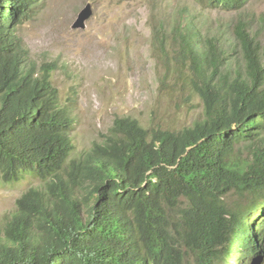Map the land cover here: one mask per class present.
<instances>
[{
	"label": "trees",
	"instance_id": "1",
	"mask_svg": "<svg viewBox=\"0 0 264 264\" xmlns=\"http://www.w3.org/2000/svg\"><path fill=\"white\" fill-rule=\"evenodd\" d=\"M191 1L223 11L246 2ZM39 2L0 0V184L38 181L0 226V264L264 258V227L253 233L264 224V46L248 31L252 23L233 28L241 57L233 70L216 37L199 43L187 27L176 35L200 120L172 132L118 118L100 143L71 159L72 105L52 85L56 66L37 67L17 35ZM159 36L155 30L163 53Z\"/></svg>",
	"mask_w": 264,
	"mask_h": 264
},
{
	"label": "rangeland",
	"instance_id": "2",
	"mask_svg": "<svg viewBox=\"0 0 264 264\" xmlns=\"http://www.w3.org/2000/svg\"><path fill=\"white\" fill-rule=\"evenodd\" d=\"M87 4L92 15L85 29L72 30ZM36 9L33 18L18 26L17 35L37 67L56 66L52 85L61 103L72 105L71 159L100 143L101 133L107 134L118 118L172 132L201 119L202 102L176 58L180 49L174 40L184 27L199 43L216 37L231 70L241 61L239 51L232 50L237 22L252 23L248 31L264 46V0H246L232 11L202 8L191 0H41ZM158 29L163 53L154 39ZM37 185L28 175L18 183L0 184V226L12 215L16 199ZM263 227L258 224L253 233ZM249 260L247 264L258 262ZM257 264H264V258Z\"/></svg>",
	"mask_w": 264,
	"mask_h": 264
},
{
	"label": "water",
	"instance_id": "3",
	"mask_svg": "<svg viewBox=\"0 0 264 264\" xmlns=\"http://www.w3.org/2000/svg\"><path fill=\"white\" fill-rule=\"evenodd\" d=\"M91 15H92L91 5L87 4L85 8L82 9L80 13L78 14L75 22L71 26V29H74V30L85 29V23L91 17Z\"/></svg>",
	"mask_w": 264,
	"mask_h": 264
},
{
	"label": "clouds",
	"instance_id": "4",
	"mask_svg": "<svg viewBox=\"0 0 264 264\" xmlns=\"http://www.w3.org/2000/svg\"><path fill=\"white\" fill-rule=\"evenodd\" d=\"M41 1V0H40ZM40 3V2H39ZM39 5V4H38ZM75 22V21H74ZM73 25V24H72ZM72 30H74V29H72ZM77 30H81V29H77ZM84 30V29H83ZM244 256V255H243ZM237 261H235L236 263L237 262H240L241 261V258L240 257H238L237 259H236Z\"/></svg>",
	"mask_w": 264,
	"mask_h": 264
}]
</instances>
